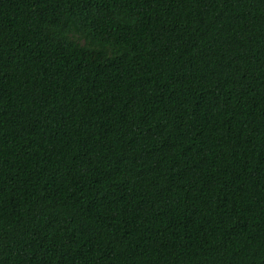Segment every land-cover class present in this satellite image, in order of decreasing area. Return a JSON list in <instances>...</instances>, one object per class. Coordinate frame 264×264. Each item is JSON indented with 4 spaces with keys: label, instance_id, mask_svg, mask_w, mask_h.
Masks as SVG:
<instances>
[{
    "label": "trees",
    "instance_id": "obj_1",
    "mask_svg": "<svg viewBox=\"0 0 264 264\" xmlns=\"http://www.w3.org/2000/svg\"><path fill=\"white\" fill-rule=\"evenodd\" d=\"M0 264H264V0H0Z\"/></svg>",
    "mask_w": 264,
    "mask_h": 264
}]
</instances>
